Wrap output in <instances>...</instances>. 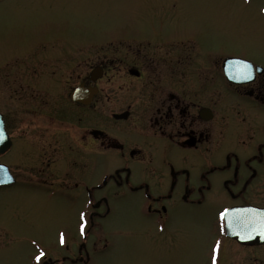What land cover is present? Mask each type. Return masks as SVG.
Wrapping results in <instances>:
<instances>
[{"label":"flooded vegetation","instance_id":"1","mask_svg":"<svg viewBox=\"0 0 264 264\" xmlns=\"http://www.w3.org/2000/svg\"><path fill=\"white\" fill-rule=\"evenodd\" d=\"M37 30L28 34L32 39L26 43H21L24 38L4 42L6 48L0 54V188L15 186L35 194L65 191L73 204L82 205L81 215L89 222L81 224L86 229L75 259L42 256L40 264L90 262L87 234L109 213V200L95 194L109 186L142 193L148 224L161 237L176 230L175 213L185 209L193 216L212 205L214 201L205 196L217 181L229 197L222 212L235 207L264 208L259 205L264 202L259 187L264 186V139L254 142L255 133H250H264V124L256 123V116L264 113L262 65L243 55L226 53L224 46L208 47L181 36L130 40L119 46H126L131 58L128 63L121 60L125 64L123 89L128 94L120 103L124 111L105 115L100 83L109 68L101 62L90 73L86 67L80 70L82 55L73 60L65 40V45L58 46L59 40L53 38L39 40L45 33ZM21 46L33 53L23 57L16 49ZM229 58L252 64V73L236 71V77L246 79L244 83L227 79L224 61ZM258 67L263 70L260 74ZM95 68L100 76L91 81ZM76 90H80V100L72 99ZM106 119L110 124L104 126ZM231 127L236 133L234 144L248 147L239 133L252 134L248 143L254 150L243 154L216 150V143L222 142L217 139ZM119 132L135 133L144 145L129 137L121 139ZM142 150L161 154L168 183L162 181L163 175L157 176L160 171H133L131 162ZM179 151L191 155L190 169H177L169 161ZM104 159L112 164L107 172L99 167ZM192 172L197 178L190 182ZM179 179L184 183H178ZM150 186L169 187L153 195ZM176 186H183L181 193ZM224 237L234 247H261L240 245L225 232ZM227 248L220 251V264L232 261L227 259ZM252 260L251 264H258Z\"/></svg>","mask_w":264,"mask_h":264},{"label":"rangeland","instance_id":"2","mask_svg":"<svg viewBox=\"0 0 264 264\" xmlns=\"http://www.w3.org/2000/svg\"><path fill=\"white\" fill-rule=\"evenodd\" d=\"M33 29L45 33L39 40L53 38L59 40L56 45H65V40L71 46L73 60L83 56L80 70L86 67L90 73L101 62L109 68L100 83L105 115L124 111L120 103L128 94L123 89L125 64L121 60L128 63L131 58L126 46H119L130 40L181 36L208 47L224 46L226 53L243 55L264 67V0H0V54L6 48L4 42L10 44L20 38H24L21 43L31 41L28 34ZM16 49L23 57L33 53L28 47ZM256 123L264 124V113L256 116ZM109 124L104 120V126ZM250 133H255L254 142L264 139V133ZM118 134L123 140L130 138L144 145L135 133ZM235 134L233 127L224 131L217 139L222 142L216 143V150L232 149L239 154L254 150L248 143L252 134L239 133L248 147L234 144ZM168 159L177 169H190L193 161L191 155L182 151ZM106 161L99 164L105 172L112 166ZM131 165L138 174L162 172L163 158L161 154L143 151ZM160 174L162 181L168 183L165 167L157 176ZM196 178L192 172L190 182ZM178 183L183 184L184 179ZM216 183L205 196L214 203L192 213L193 216L185 209L175 213L176 230L162 237L148 224L142 193L116 186L99 191L95 196L109 200V213L102 224L97 222L87 234L88 264H204L206 260L220 264V251L227 247V259H232L228 264H251L252 259L264 264V245L243 249L234 247L224 237L220 214L229 197L220 182ZM168 187L150 186L153 195ZM176 187L181 193L183 186ZM259 187L264 200V186ZM259 205L264 206V202ZM81 206L73 204L65 191L35 194L15 186L0 188V264H40L36 257L41 253L52 259H75L86 229L81 224L89 223L81 215Z\"/></svg>","mask_w":264,"mask_h":264},{"label":"water","instance_id":"3","mask_svg":"<svg viewBox=\"0 0 264 264\" xmlns=\"http://www.w3.org/2000/svg\"><path fill=\"white\" fill-rule=\"evenodd\" d=\"M225 71H232V74L227 72L229 81L235 84L244 83L239 77H236L238 70H249L253 72L251 64L238 59H229L224 62ZM91 80L97 79L100 76V71L95 70ZM90 94V92H88ZM80 92L76 91L73 94V100H80ZM90 99V97H89ZM89 102V100L87 101ZM2 134V126L0 123V135ZM4 175L6 170L3 171ZM3 174L0 173V184ZM224 229L229 238L236 240L241 245L260 246L264 244V209L254 207H235L226 210L224 213Z\"/></svg>","mask_w":264,"mask_h":264},{"label":"snow or ice","instance_id":"4","mask_svg":"<svg viewBox=\"0 0 264 264\" xmlns=\"http://www.w3.org/2000/svg\"><path fill=\"white\" fill-rule=\"evenodd\" d=\"M61 242H63V240H62ZM43 255H44V254H43V253H41V255H40V256H37V257H36V260H37V261H40V259H41V257H42Z\"/></svg>","mask_w":264,"mask_h":264}]
</instances>
